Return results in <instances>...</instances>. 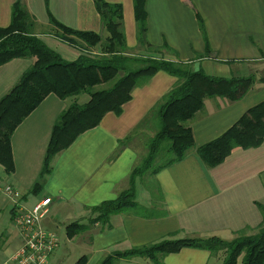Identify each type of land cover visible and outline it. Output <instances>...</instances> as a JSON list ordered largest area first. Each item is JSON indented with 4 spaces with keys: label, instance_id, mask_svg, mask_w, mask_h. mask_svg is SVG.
<instances>
[{
    "label": "crops",
    "instance_id": "crops-1",
    "mask_svg": "<svg viewBox=\"0 0 264 264\" xmlns=\"http://www.w3.org/2000/svg\"><path fill=\"white\" fill-rule=\"evenodd\" d=\"M17 1L0 0V28L10 26ZM48 1L47 8L46 0H23L35 19L34 33L63 59L73 62L81 52L55 37L57 30L50 24L49 13L68 28L108 37L93 0ZM106 1L122 5L127 46L132 55L138 56L133 0ZM146 11L148 43L155 48L170 47L168 59L215 78L264 72V0H146ZM198 16L203 20L207 41ZM35 62L36 59H16L0 68V99ZM177 81L174 76L159 72L148 84L136 88L120 115L108 113L100 126L80 136L55 157L52 173L38 189L34 187L40 178L51 132L67 108V100L49 96L12 137L16 170L10 176V186L23 193L22 202L30 208L45 197L52 198L43 226L60 233L64 225L68 245L86 247L88 264H98L113 252L144 247L172 236L230 242L242 232L256 231L263 223L264 142L258 148L235 151L214 168L207 167L192 152L182 162L162 170L155 179L161 202L157 193V199L148 190L142 194L146 207L157 209L154 218L118 215L111 218L109 226L92 222L96 218L92 208L116 200L129 189L130 175L141 159L133 143L123 148L120 143L132 136ZM262 103L264 76L257 78L248 95L238 102L207 99L190 125L196 147L217 140ZM15 206L11 209L13 222ZM71 224L87 230L70 239L67 228ZM19 237V245L7 257L11 258L20 248V234ZM60 247L61 240L53 256ZM137 260L122 262L140 264ZM164 264H222V260L208 251L184 249L166 257Z\"/></svg>",
    "mask_w": 264,
    "mask_h": 264
},
{
    "label": "trees",
    "instance_id": "trees-1",
    "mask_svg": "<svg viewBox=\"0 0 264 264\" xmlns=\"http://www.w3.org/2000/svg\"><path fill=\"white\" fill-rule=\"evenodd\" d=\"M93 1L108 33L107 38L98 33L68 28L48 10L50 24L57 30L55 37L81 52L73 62L63 59L34 33L36 22L23 0H18L13 6L10 26L0 28V68L16 59H36L18 84L0 99V166L9 176L15 173L12 137L49 96L54 95L64 101L71 99L72 103L53 126L40 178L34 187L38 189L52 173L56 156L68 150L80 136L100 126L108 113L120 115L136 88L148 84L157 73L165 72L177 78V84L132 136L120 143V148L129 146L137 131L143 125H148L152 117L159 120V131L146 146L147 155L130 175L129 189L116 200L91 209L96 215L92 222L104 226H109L111 218L118 215L151 219L158 211L155 207L148 208L137 202L138 180L146 185L154 198L157 199L155 193L159 194L161 202L156 176L162 170L182 162L192 152L207 167L214 168L223 164L237 150L260 147L264 142V103L249 110L217 140L196 147L190 125L204 109L205 101L222 98L238 102L248 95L257 80L256 76L215 78L202 70H193L188 64L168 59L166 53L171 52L170 47L164 45L155 48L148 43L146 0H133L140 54L132 55L127 46L122 5L110 4L106 0ZM46 5L48 8V0ZM198 20L207 41L203 20L199 16ZM82 97L88 100L81 103L79 100ZM162 156H166L167 160L155 167ZM261 211L263 223L254 236H240L230 242L218 238L175 240L172 236L144 247L113 252L98 264H117L134 258L147 259L151 264H164L166 257L184 249L204 250L212 255L226 250L227 257L223 264H239L242 256V264H264V207H261ZM164 214L167 215V212ZM86 230L87 227L71 224L67 228V235L73 239ZM76 264H88V257H82Z\"/></svg>",
    "mask_w": 264,
    "mask_h": 264
},
{
    "label": "rangeland",
    "instance_id": "rangeland-1",
    "mask_svg": "<svg viewBox=\"0 0 264 264\" xmlns=\"http://www.w3.org/2000/svg\"><path fill=\"white\" fill-rule=\"evenodd\" d=\"M102 37L105 38V34H102ZM107 37V34H106ZM60 52H62L61 49H59ZM67 60V59H66ZM68 61V60H67ZM70 62V60H69ZM264 76V72L260 74H256V78H260ZM88 100L87 97L80 98L81 103H85ZM67 105L70 106L72 103V100H67ZM151 123L149 122L148 125H143L140 130L137 131L135 138L133 140L134 149L137 150L140 153V161L139 165L142 163L144 157L147 155L146 146L147 144L152 140V138L158 133L160 124L159 120L152 117L150 119ZM129 144V143H127ZM167 160L166 156H162L156 163L155 167H159L164 161ZM10 176L7 175L3 169L2 166H0V264H3L4 261L8 256V253L14 250L18 245L20 241L19 237V230L15 226V223L12 221L11 218V209L12 206H14V201L6 195L3 191L7 186H10L9 183ZM149 179V178H148ZM146 185L141 181L138 180L137 182V202L140 205H143L146 207L145 201L142 200V194L143 192L147 191ZM149 191V190H148ZM20 192V191H19ZM22 195L23 193L20 192ZM31 200H33L35 197H30ZM64 227V225H63ZM61 227L60 233L58 235L60 236L61 240V247L56 252V254L53 256V259L51 261L52 264H76L82 257L87 256V249L86 247L82 245H68V240L66 237L65 230ZM257 231H253L251 233L248 232H242V234L238 235L234 240L238 239L240 236H254L256 235ZM82 239V236L80 237ZM185 238H177L175 240H180ZM232 240V241H234ZM217 256H219L220 261L222 260V264L225 261V258L227 257V251L223 250L219 253H217ZM244 256H242L239 259V264H242V259ZM138 259L137 261L140 264H149L151 263L147 259H141V258H134ZM133 260V259H132ZM136 261V263H137ZM117 264H127L125 262H118Z\"/></svg>",
    "mask_w": 264,
    "mask_h": 264
},
{
    "label": "built area",
    "instance_id": "built-area-1",
    "mask_svg": "<svg viewBox=\"0 0 264 264\" xmlns=\"http://www.w3.org/2000/svg\"><path fill=\"white\" fill-rule=\"evenodd\" d=\"M2 192L16 205L14 223L22 239L20 248L3 264H51L60 244L58 233L43 226L53 204L52 198L45 197L30 208L23 204L20 192L11 186Z\"/></svg>",
    "mask_w": 264,
    "mask_h": 264
}]
</instances>
